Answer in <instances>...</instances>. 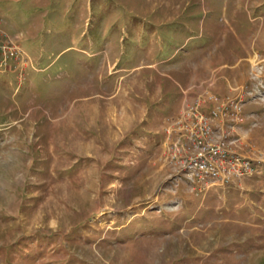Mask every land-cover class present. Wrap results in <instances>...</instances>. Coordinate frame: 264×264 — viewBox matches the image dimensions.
Masks as SVG:
<instances>
[{
	"label": "rangeland",
	"instance_id": "rangeland-1",
	"mask_svg": "<svg viewBox=\"0 0 264 264\" xmlns=\"http://www.w3.org/2000/svg\"><path fill=\"white\" fill-rule=\"evenodd\" d=\"M0 264H264V0H0Z\"/></svg>",
	"mask_w": 264,
	"mask_h": 264
},
{
	"label": "built area",
	"instance_id": "built-area-1",
	"mask_svg": "<svg viewBox=\"0 0 264 264\" xmlns=\"http://www.w3.org/2000/svg\"><path fill=\"white\" fill-rule=\"evenodd\" d=\"M228 104L231 106V108L234 109V114L236 116V119L240 120L242 119V114L240 112V104L241 102L238 101L237 99H233L232 101H228ZM187 109L186 112L189 114H195L197 113V108L195 107H187V105L185 106ZM226 110L222 115H231L229 112H231V109H229L228 107L226 108ZM220 112L219 111H211L207 117H203L207 121H215L216 119H218L220 116ZM241 116V117H240ZM236 128L235 129H242V124L241 122H237L234 125ZM210 130L215 131L216 129H213L211 127H208L205 129L206 132H209ZM226 149L222 148L220 157L218 161H221L224 164V166L222 167H218V166H210L208 159L207 158H196L194 160H191L190 163L188 165H186L185 169H184V174L183 175H188L189 179H187V183L189 184H194L195 181L198 182H206L209 181L210 184L215 185L213 182L216 181H220L222 180L223 183H225L226 181L229 180H225V178L223 177V174L226 171V167H229L230 169L233 170V172H235V174H237L239 177H244V178H251L253 176V171H254V165H253V160L252 158L249 157H245V158H241L240 155H236V154H231L230 152L226 153ZM218 154V153H216ZM178 178L179 180H183L184 177H182V174L178 173Z\"/></svg>",
	"mask_w": 264,
	"mask_h": 264
},
{
	"label": "crops",
	"instance_id": "crops-1",
	"mask_svg": "<svg viewBox=\"0 0 264 264\" xmlns=\"http://www.w3.org/2000/svg\"><path fill=\"white\" fill-rule=\"evenodd\" d=\"M198 69V67L196 68V70ZM196 70L194 71V73H196ZM196 77V76H195ZM160 138V137H159ZM164 139V137H163ZM164 142V141H163ZM163 142L159 143V144H162ZM161 146V145H160Z\"/></svg>",
	"mask_w": 264,
	"mask_h": 264
}]
</instances>
